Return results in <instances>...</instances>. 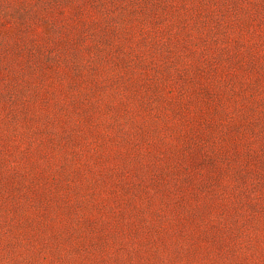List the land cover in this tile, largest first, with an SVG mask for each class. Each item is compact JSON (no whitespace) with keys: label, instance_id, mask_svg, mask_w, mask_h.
<instances>
[{"label":"rangeland","instance_id":"rangeland-1","mask_svg":"<svg viewBox=\"0 0 264 264\" xmlns=\"http://www.w3.org/2000/svg\"><path fill=\"white\" fill-rule=\"evenodd\" d=\"M0 264H264V0H0Z\"/></svg>","mask_w":264,"mask_h":264}]
</instances>
